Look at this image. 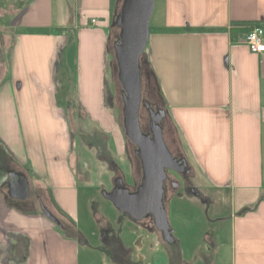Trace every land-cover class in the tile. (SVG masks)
I'll return each instance as SVG.
<instances>
[{
	"label": "crops",
	"instance_id": "crops-1",
	"mask_svg": "<svg viewBox=\"0 0 264 264\" xmlns=\"http://www.w3.org/2000/svg\"><path fill=\"white\" fill-rule=\"evenodd\" d=\"M160 1L148 54L176 149L190 153L208 188L230 191L232 264H264V53L245 44L253 28H264V0ZM122 2L0 0V82L11 73L0 122L14 128V156L24 159V148L39 156L32 178L9 159L10 171L29 181L27 200L11 198L9 173L0 181V264L98 263L91 248L82 254L78 180L87 176L69 140L82 133V118L104 149L123 144L111 54ZM133 176L136 184V169Z\"/></svg>",
	"mask_w": 264,
	"mask_h": 264
},
{
	"label": "rangeland",
	"instance_id": "rangeland-1",
	"mask_svg": "<svg viewBox=\"0 0 264 264\" xmlns=\"http://www.w3.org/2000/svg\"><path fill=\"white\" fill-rule=\"evenodd\" d=\"M154 12L157 19L162 13V3L160 0H157ZM156 19L154 22L153 19L151 20L150 27L154 26ZM115 31L116 36L114 41L116 43L120 35V29L116 26ZM148 50L149 48L147 52ZM111 54L115 56V49L111 50ZM112 64L115 69V76L117 77L115 81V94L117 97L115 108H117L118 111V126L124 137L123 144H121L119 148H116L113 141H110L109 145L112 144L113 146H111L112 151L109 146V150H107V148L104 149L101 144V138L99 139L98 135L93 133L94 128L89 125L85 127V120L82 118H80V122L82 123V125L80 124V131H82V133L72 136L69 140L71 149L76 152L79 158V169L85 172L87 176V183L85 184H82L78 180V194L81 208L80 214L78 215L77 227L83 235L82 254L85 252L87 253L89 248H91V251L95 252L97 256H100L97 264H116V262H113L111 254L98 240L100 229L104 227L113 231L118 236H122L127 246L136 249L135 254L130 260L131 263L169 264V261L163 258L162 255L158 256L157 252H152L150 248L151 244L159 248L154 235L141 228L139 230V227L134 224L133 221L124 217L104 196L105 193L111 192L112 181L116 173L121 175L130 186L135 185L131 176L134 174L133 168H135V164L137 163V155L134 152V146L127 139L125 130L120 124L121 121L123 122V91L120 81L118 80L117 61L115 62L113 57ZM10 81L11 73L7 72L6 76L0 82V91H2ZM143 85L144 98L153 100L159 107L164 109L165 105L162 99L153 87H149L150 84L146 80V76L143 77ZM60 98L61 96L56 94L55 100L59 108H61ZM167 122L168 125L165 127L166 139L169 141L171 148L177 151L176 146L178 143L175 142L172 137L173 126L170 123V118H168ZM18 127L20 126L18 125ZM0 132V181L5 179L8 170L14 168L13 164L9 161L10 157H13L14 161H16L21 168L26 169L28 175L32 178L31 158H35V156L39 157L37 156L38 151L33 149L26 150L24 148L21 156L25 158L20 159L12 154L9 147L13 144V138L15 137L14 128H11L9 131L3 127L2 122H0ZM20 132L21 134L19 135L23 137V131L21 129ZM29 154H31V157H29ZM185 154V157H187L188 162L196 173L193 187L197 194L196 196L187 194L183 189H180L175 193V197L169 208L170 222L176 229V237L179 240H185L188 246L184 249V260L192 264H212L211 258L206 260L203 259L202 263L200 258L195 260V256L192 257L190 255V252L192 253L194 249L191 246L197 243H207L206 248L209 247L208 243L210 242L204 240L206 235L209 234L215 238L212 241H214L213 244L217 249V253L214 256L215 258L213 257L214 259L212 260L214 264H232L233 217L230 191H213L208 188L204 184L205 178L198 173L190 153L186 150ZM102 159L106 161L100 164ZM20 160H26L27 164L21 166ZM131 231L134 233L131 234ZM86 243H88L90 247H88ZM210 247L212 249V245H210ZM204 252L206 255L212 254L209 249L206 251L204 250Z\"/></svg>",
	"mask_w": 264,
	"mask_h": 264
},
{
	"label": "water",
	"instance_id": "water-1",
	"mask_svg": "<svg viewBox=\"0 0 264 264\" xmlns=\"http://www.w3.org/2000/svg\"><path fill=\"white\" fill-rule=\"evenodd\" d=\"M156 0H123L120 15L115 26L120 35L114 45L118 66V78L123 91V124L126 137L136 147V154L141 159L143 180L136 192L123 187V182H116V188L105 193L121 214H128L132 219L141 221L148 214L154 216L155 224L164 236L169 235L167 211L163 203L164 180L166 170L183 172L186 160H177L168 149L161 122L167 116L165 110L155 113L150 111V134H144L139 121L141 103V57L150 40V23L154 14ZM8 189L11 198L25 201L29 198V181L24 174L9 173ZM44 215L60 226V222L46 208Z\"/></svg>",
	"mask_w": 264,
	"mask_h": 264
},
{
	"label": "flooded vegetation",
	"instance_id": "flooded-vegetation-1",
	"mask_svg": "<svg viewBox=\"0 0 264 264\" xmlns=\"http://www.w3.org/2000/svg\"><path fill=\"white\" fill-rule=\"evenodd\" d=\"M141 103H140V108H139V121H140V126L141 130L144 134H150V111L154 110L155 113H158L161 110H164L162 107H159L156 102L153 100L145 99L144 98V90L142 88L141 90ZM166 111V109H165ZM167 112V111H166ZM169 116L167 113L166 118H164L161 122V127L163 130V137L165 140V143L172 153L173 157L177 160H186L187 162V167L183 172H178L172 169L166 170V178L164 180V193H163V203L164 207L167 211V219L169 223V230L173 231L172 232V237L173 239L170 241V236H164V233L159 230L155 224L154 216L151 214H148L145 218H143L141 221H136L132 219L128 214H122L124 217L129 218L131 221H133L134 224H136L140 230V228L144 231H147L154 235L155 239L157 240V248L154 244L150 245V248L152 252H157L158 256H163V258H166L169 261V264H192L191 262H186L184 260V249H186L187 243L184 240H179L176 237V229L172 226L170 222V204L173 201L175 197V193L178 192L180 189H183L185 193L187 194H193L196 196L197 192L195 191V188L193 187V182L196 176V173L194 169L191 167L190 163L188 162L187 157L185 155L177 150L174 151L171 148V145L169 144V141L166 139V130L165 127H167V120ZM130 143L134 146V152L136 154L137 147L130 141ZM137 155V154H136ZM135 168L138 172L139 175V181L133 185L130 186L121 175H118L117 173L115 174V178L112 181V190L116 188V182H123V187H127L130 189V192H136L138 187L141 185L142 180H143V169H142V163L141 159L137 155V163L135 164ZM21 173L20 171H7V173ZM134 172V169H133ZM132 179H134V176H131ZM111 190V191H112ZM137 230V229H136ZM135 230V231H136ZM134 233L131 231V234ZM208 237V236H207ZM207 237L204 238L206 242L208 243L209 247H207V243H197L193 247L192 253L190 252V255L193 257L195 256V260L200 258L203 263V259H209L211 258V263L214 264V261H212L217 253V249L214 246V241L209 240ZM98 240L101 244H103L106 248V250L111 254L113 258L119 261L120 264H133L130 262L132 256L135 254L136 249L132 248L131 246H127L126 242L124 241L122 236H118L116 233L113 231H110L108 228L101 227L100 229V234L98 236ZM212 245V249L210 247ZM190 247V248H191ZM209 249L211 251V255H206L204 250L206 251ZM190 251V250H189ZM214 257V258H213ZM193 262V261H192Z\"/></svg>",
	"mask_w": 264,
	"mask_h": 264
},
{
	"label": "trees",
	"instance_id": "trees-1",
	"mask_svg": "<svg viewBox=\"0 0 264 264\" xmlns=\"http://www.w3.org/2000/svg\"><path fill=\"white\" fill-rule=\"evenodd\" d=\"M187 31L189 32H194V31H197V32H203L204 30L203 29H187ZM32 33H35V34H49L50 33V30L49 29H32L31 30ZM150 32H151V29H150ZM115 43V41H113ZM114 43H112L111 45V50L114 49ZM148 46H149V43H148ZM148 46L146 48V51L144 52V54L142 55L141 57V85H142V88L144 87L143 85V77L146 76V80L149 82V87H153L159 97L161 99H163V96L160 92V87H159V84H158V81H157V78L151 68V62H150V58H149V54L147 52V49H148ZM114 58V61L116 62V56H112ZM122 128L124 129V126H123V122L121 121L120 122ZM128 139V138H127Z\"/></svg>",
	"mask_w": 264,
	"mask_h": 264
},
{
	"label": "built area",
	"instance_id": "built-area-1",
	"mask_svg": "<svg viewBox=\"0 0 264 264\" xmlns=\"http://www.w3.org/2000/svg\"><path fill=\"white\" fill-rule=\"evenodd\" d=\"M94 23H96L94 21ZM245 44L248 45L253 53H264V28L255 27L246 36Z\"/></svg>",
	"mask_w": 264,
	"mask_h": 264
}]
</instances>
